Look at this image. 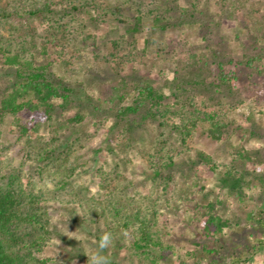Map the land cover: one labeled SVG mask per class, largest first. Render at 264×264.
I'll use <instances>...</instances> for the list:
<instances>
[{
    "label": "rangeland",
    "instance_id": "1",
    "mask_svg": "<svg viewBox=\"0 0 264 264\" xmlns=\"http://www.w3.org/2000/svg\"><path fill=\"white\" fill-rule=\"evenodd\" d=\"M45 2L53 13L24 19L31 28L0 19V34L22 35L14 47L23 33L36 34L38 47L26 56L73 86L74 104L63 108L54 98L50 120L29 107L0 117V187L12 177L45 212L48 241L33 252L37 262L91 264L101 235L111 232L101 253L108 264H264V0H0V9ZM189 8L212 28L210 41L198 25H176ZM157 16L170 25L161 28ZM220 59L234 75L230 89L192 85L178 95L180 62L199 60L201 75L212 78ZM18 67L0 57V106L19 86ZM144 84L164 93L159 112L119 115ZM200 111L218 112L226 135L214 139L201 120L185 138L172 129ZM198 152L209 161L200 163ZM211 204L226 224L221 232L205 227ZM122 215L135 216L136 229L123 228ZM141 219L163 253L148 257L133 247Z\"/></svg>",
    "mask_w": 264,
    "mask_h": 264
},
{
    "label": "trees",
    "instance_id": "2",
    "mask_svg": "<svg viewBox=\"0 0 264 264\" xmlns=\"http://www.w3.org/2000/svg\"><path fill=\"white\" fill-rule=\"evenodd\" d=\"M187 11L188 13L185 17H176V25L178 27L187 24L198 25L203 38L210 41L212 39V33L210 32L212 28L206 24L207 22L196 16L194 11L192 13L190 8ZM138 12H140V10H138ZM49 13H53V6L51 3L45 2L41 6L29 7L27 9H0V19L10 21L18 19L21 22L19 28L28 29L31 28V26L27 25L22 27L24 19H41L46 17V14ZM140 17V15L136 16L135 19L139 20ZM160 18L161 17L157 16V20H160ZM162 18L159 24L161 28H167L170 25L168 23L169 19L167 21V17ZM138 24L139 22H137V26L132 28L131 31H138ZM46 35L47 34H42L41 38H39L42 42L43 52L45 53L48 52L49 41V36L46 37ZM19 36L22 37L20 34ZM19 36L14 37L13 34H11L6 37L0 34V57H2L3 62L9 66H19L16 70V76L20 80L19 86L14 93L3 99L0 106V117L6 113L16 114L25 107H29L30 109H37L38 116H36V118L50 120L52 118V112L55 110V104L52 102L54 98H62L63 108L70 107L74 104V99L72 98L73 86L71 82H68L61 76L53 74L49 63L35 65L33 59L26 56L28 53L33 56L34 51L32 47L34 49L38 47L36 34L26 33L25 35V33H23L24 43L28 44H21V42H19L18 46L14 47V41L17 40ZM213 43L217 45L219 41L212 42V44ZM197 62H199V60L184 63L180 62L178 65L175 78V90L177 93L179 92L178 95L190 91L192 85L199 87L213 85L218 90L224 87L230 89L234 80V75L232 76L224 72L222 69L223 64H225L223 59H220V65L214 68L215 75L212 78L201 75L205 70L201 67L202 65ZM29 95L33 97L27 100L22 99ZM163 98L164 93L156 86L144 84L137 87L134 98L135 105L124 107L119 111V115H122L124 112L128 113L129 111L146 107L148 109L147 114L155 116V113L159 112V110L156 111L154 107L161 105ZM20 99L22 100L20 101ZM200 113L201 114L198 116L184 118L182 124L172 125V129H177L185 138L201 120L211 124V135L214 139L226 135L225 130L229 125L219 120L218 112L200 111ZM72 120L81 121L82 118L81 116H77ZM198 158L200 163L209 161V157L203 152H198ZM192 160L191 166L199 162L194 159ZM208 163L211 168L217 169L214 164H211V162ZM169 167H172V162H170ZM245 171L250 173L249 168ZM156 175H160L159 170L156 171ZM11 178L6 186L0 187V264H32V262H34V264H45L46 261L38 260L37 262L36 257L33 256V252L41 250L48 241V235H44V232L47 233L48 230L46 228L47 223L44 222L43 219L45 212L38 206L39 198L31 192L26 194L25 190H22L20 186H16ZM169 178H171V175ZM213 208L214 204H211L204 213L205 227L208 230H211V227H215V231L221 232L226 224ZM120 210L121 208H117L119 214H121ZM136 215L139 216L140 211H138ZM120 218L123 228L136 229L135 216L122 215ZM139 226L141 234H137L134 237L132 243L133 247L146 256L148 255V257L152 255L149 251L153 249H156L158 253H163L164 243L159 236L152 234L150 223H148L146 219H141ZM115 245L121 247L120 242H117ZM260 246L264 247V238L260 241ZM208 252L209 254L211 253L210 251ZM201 263L202 260H198L196 264ZM209 264L219 263L217 260H211Z\"/></svg>",
    "mask_w": 264,
    "mask_h": 264
},
{
    "label": "clouds",
    "instance_id": "3",
    "mask_svg": "<svg viewBox=\"0 0 264 264\" xmlns=\"http://www.w3.org/2000/svg\"><path fill=\"white\" fill-rule=\"evenodd\" d=\"M113 240L111 232H104L98 242L97 249L92 253L91 264H108L109 258L102 255V250L107 248Z\"/></svg>",
    "mask_w": 264,
    "mask_h": 264
}]
</instances>
